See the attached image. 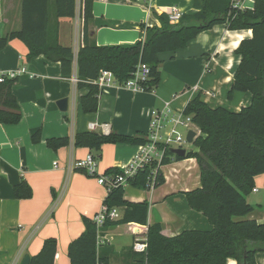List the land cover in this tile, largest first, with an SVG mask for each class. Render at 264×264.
<instances>
[{"label":"crops","instance_id":"obj_1","mask_svg":"<svg viewBox=\"0 0 264 264\" xmlns=\"http://www.w3.org/2000/svg\"><path fill=\"white\" fill-rule=\"evenodd\" d=\"M241 10L253 9V0H241ZM89 30L95 45H132L143 41L144 28L159 26L156 16H165L169 7L182 14H193L192 0H94ZM21 0H0V38L21 28ZM76 14L59 19V43L71 47L76 55L81 46V5L76 0ZM78 30L77 37L75 32ZM252 32L228 31L226 24L198 33L184 48L158 55L160 80L150 92H132L121 87L99 89L98 109L84 114L79 99L87 90L78 91L70 79L62 77L58 62L43 55L27 59V48L21 40H11L0 51V75L21 73L13 85V94L21 112L16 125L0 123V264H20L25 256L39 253L43 242H57L54 264H69L67 246L83 232L82 217L98 214L107 189L97 184V177L108 170L127 165L137 155L139 145L104 144L100 153L73 145L77 133L105 134L101 127L109 125V133L147 138L150 113L162 110L166 103L174 111L184 108L199 97L209 107L239 111L252 102L250 93L227 94L240 57L235 50ZM77 48V50H75ZM74 75L75 62L73 67ZM197 87V91L193 88ZM67 99V111L61 112L57 102ZM195 129V127H193ZM193 130V129H192ZM39 132L38 143L33 136ZM194 132L199 136L197 129ZM106 135V134H105ZM54 138H68L69 145L56 150L47 146ZM189 151L198 152L190 144ZM92 155L95 175L75 167ZM163 184L157 188H124V199L130 203L146 202L148 226L159 223L161 232L172 237L183 231L211 228L208 220L191 210L185 194L200 187L199 165L194 158L172 159L160 168ZM255 191L246 200L254 210L247 219L264 224V174L254 177ZM27 183L32 195L16 199L14 186ZM146 226L133 223L107 229L99 238L108 242L116 254L146 237ZM264 264V254L255 255ZM110 264H119L118 258ZM226 264H236L227 259Z\"/></svg>","mask_w":264,"mask_h":264},{"label":"trees","instance_id":"obj_2","mask_svg":"<svg viewBox=\"0 0 264 264\" xmlns=\"http://www.w3.org/2000/svg\"><path fill=\"white\" fill-rule=\"evenodd\" d=\"M94 0H80L81 46L76 55L72 48L59 43V19H71L76 14V0H21V28L0 38V51L11 40H21L27 48V59L43 55L49 62H58L62 77L70 79L75 62L76 87L87 90L79 99L84 114L97 111L99 87L95 81L102 70L113 73L117 82H125L137 63L150 68V79L145 84L151 91L160 80L158 55L173 53L194 40L198 33L218 24H226L228 31L252 32V37L240 42L235 50L240 62L235 69L228 91L250 93L252 102L239 111L230 112L223 107L211 108L196 97L184 112L192 117V123L200 132L193 141L198 152L189 151L181 158L166 153L161 162H153L127 180L138 189L157 188L163 184L160 168L172 159L194 158L199 165L200 187L185 194L191 210L205 217L211 228L205 231L188 230L172 237L161 232V225L148 226L146 202L133 204L124 199V186L114 184L107 191L103 206L116 208L117 220L107 219L97 227L94 217H82L83 232L67 246L69 264H110L118 258L119 264H226L232 259L236 264H257L255 255L264 254V224L247 219L254 207L246 198L254 188V177L264 174V0H253V9L238 10L233 0H192L195 13L182 14L177 24H171L167 16H156L160 25L144 28V40L132 45H100L92 41L89 23L92 19ZM16 79L6 78L0 83V123L16 126L21 122V112L13 94ZM73 145L100 153L104 144H147L141 136L116 133H77ZM39 132L33 136L38 143ZM68 138L47 141L51 150L69 145ZM155 170L154 182L148 178ZM120 171L108 170L105 175L114 178ZM31 188L24 181L14 186L16 199H27ZM246 218V219H245ZM133 223L146 226V248L140 253L132 247L118 255L108 243L99 238L109 228ZM57 242L46 239L28 264H54Z\"/></svg>","mask_w":264,"mask_h":264},{"label":"built area","instance_id":"obj_3","mask_svg":"<svg viewBox=\"0 0 264 264\" xmlns=\"http://www.w3.org/2000/svg\"><path fill=\"white\" fill-rule=\"evenodd\" d=\"M241 0H233L232 7L234 9L241 10L242 8ZM165 14L170 20L171 24H177L181 19L182 13L178 11L176 7H169L166 9ZM77 50V48L75 49ZM24 70L21 69L17 72H6L0 75V83L8 78L11 80L17 79ZM150 79V68L144 63H137L134 67V71L131 77L125 82H117L112 72L108 70H102L98 78L92 83L100 88L103 86H116L126 89L132 92H150L147 91V86L145 85ZM73 85L76 86L78 80L76 75L70 78ZM193 91H197V87L193 88ZM149 128L147 131V144L139 145L137 149V155L128 163L121 167L120 173L114 178H110L107 175H102L97 177V184L103 186L109 190L114 184L126 186L127 180L134 177L138 171L145 170L151 166L153 162L157 165L161 162L167 152L171 148L173 149H183V145L186 142L180 136L173 137V132L176 127H183L184 129L192 130L194 132L197 129L192 123V117L187 115L184 110L174 111L170 102L166 103L162 110H152L150 113ZM195 127V129L193 128ZM102 132L109 134V125L103 124L101 127ZM187 131V132H188ZM195 133V132H194ZM200 133V132H199ZM197 136V134H196ZM95 160L92 155H87L86 159L75 164L76 168L83 169L87 174L95 175ZM155 170L153 169L151 175L148 178V184L152 187L154 182ZM151 189V188H150ZM256 189H253L255 191ZM118 210L116 208L107 209L103 207L101 211L94 217L97 227H101L103 223L109 220H117L119 217ZM145 239L136 241L132 245V249L140 253L146 248Z\"/></svg>","mask_w":264,"mask_h":264},{"label":"water","instance_id":"obj_4","mask_svg":"<svg viewBox=\"0 0 264 264\" xmlns=\"http://www.w3.org/2000/svg\"><path fill=\"white\" fill-rule=\"evenodd\" d=\"M58 104V108L61 112H66L67 111V99H61L57 102ZM196 138V133H194L192 130H189L187 132V136H186V142L188 144H192L194 139ZM171 153L175 156H178V157H185L186 155V151L184 149H173L171 148ZM29 263V256H25V258H23V260L20 262V264H28Z\"/></svg>","mask_w":264,"mask_h":264},{"label":"rangeland","instance_id":"obj_5","mask_svg":"<svg viewBox=\"0 0 264 264\" xmlns=\"http://www.w3.org/2000/svg\"><path fill=\"white\" fill-rule=\"evenodd\" d=\"M77 33H78V30L75 32V36L77 37ZM187 131H188V129H184L183 127H176L175 129H174V134H173V137L175 138V137H177V136H180L183 140H185V138H186V136H187ZM191 146H190V144H188V143H185L184 145H183V149L184 150H189V148H190ZM129 186H125L124 188H128ZM247 218V217H246ZM245 218V219H246Z\"/></svg>","mask_w":264,"mask_h":264}]
</instances>
